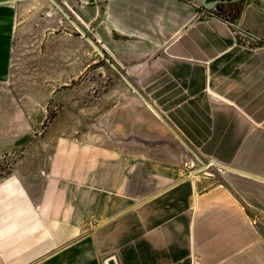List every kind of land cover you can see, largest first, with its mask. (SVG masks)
<instances>
[{
	"label": "crops",
	"instance_id": "0c3cea01",
	"mask_svg": "<svg viewBox=\"0 0 264 264\" xmlns=\"http://www.w3.org/2000/svg\"><path fill=\"white\" fill-rule=\"evenodd\" d=\"M28 20L80 29L69 81L99 94L65 106L80 154L0 179V264H264V0H0V124L27 122L2 85Z\"/></svg>",
	"mask_w": 264,
	"mask_h": 264
},
{
	"label": "rangeland",
	"instance_id": "374dc122",
	"mask_svg": "<svg viewBox=\"0 0 264 264\" xmlns=\"http://www.w3.org/2000/svg\"><path fill=\"white\" fill-rule=\"evenodd\" d=\"M222 9L220 14H216L203 8L223 20H230L228 6H222ZM33 23L28 20L24 33L22 30L19 32L10 75L2 85L3 101L9 106V111L12 113L13 107H18L25 113L27 122L0 124V132H19L13 149L0 155V179L17 169V163L36 165L42 179H45L50 175L49 165L56 154L73 149L80 154L83 147L82 124L69 122L71 118L67 117L65 106L72 101L80 109L82 101L96 100L99 94L91 92L88 97L82 91L81 75L72 82L73 85L69 81L76 78L84 67L81 41L76 36L80 29L67 22L65 27L59 25L37 30ZM99 55L101 50L91 41L88 59L91 65ZM259 226L264 231L263 220ZM82 235H77L75 240Z\"/></svg>",
	"mask_w": 264,
	"mask_h": 264
},
{
	"label": "trees",
	"instance_id": "16d2710c",
	"mask_svg": "<svg viewBox=\"0 0 264 264\" xmlns=\"http://www.w3.org/2000/svg\"><path fill=\"white\" fill-rule=\"evenodd\" d=\"M243 2H244V0L233 1V2H229V3H220L218 5V9L216 11H212V10H208V11L215 12L216 14H220L223 10L222 6H228V9H229L228 12L230 15V20H228V21H232L240 15Z\"/></svg>",
	"mask_w": 264,
	"mask_h": 264
},
{
	"label": "water",
	"instance_id": "95a60500",
	"mask_svg": "<svg viewBox=\"0 0 264 264\" xmlns=\"http://www.w3.org/2000/svg\"><path fill=\"white\" fill-rule=\"evenodd\" d=\"M241 0H200L201 6L206 10L216 11L220 3H229Z\"/></svg>",
	"mask_w": 264,
	"mask_h": 264
},
{
	"label": "built area",
	"instance_id": "2783aa9c",
	"mask_svg": "<svg viewBox=\"0 0 264 264\" xmlns=\"http://www.w3.org/2000/svg\"><path fill=\"white\" fill-rule=\"evenodd\" d=\"M256 0H244V3H252L255 2Z\"/></svg>",
	"mask_w": 264,
	"mask_h": 264
}]
</instances>
